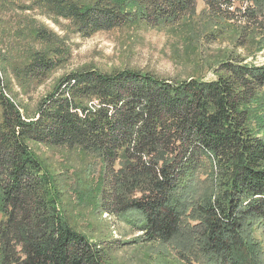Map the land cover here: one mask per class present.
Returning a JSON list of instances; mask_svg holds the SVG:
<instances>
[{"label":"trees","instance_id":"16d2710c","mask_svg":"<svg viewBox=\"0 0 264 264\" xmlns=\"http://www.w3.org/2000/svg\"><path fill=\"white\" fill-rule=\"evenodd\" d=\"M197 1L23 0L19 7L91 37L137 21L178 23ZM203 1L210 19L242 24L264 47V0ZM34 22L20 33L45 47L24 48V63L12 67L27 93L71 55L63 38ZM9 61L0 59V264H111L107 249L71 224L62 176L32 143L100 161V210L141 232L139 240L170 242L200 264H264L254 237L264 236V124L251 110L254 103L257 114L264 110V65L230 58L212 80L84 67L62 75L29 113L7 92Z\"/></svg>","mask_w":264,"mask_h":264},{"label":"rangeland","instance_id":"374dc122","mask_svg":"<svg viewBox=\"0 0 264 264\" xmlns=\"http://www.w3.org/2000/svg\"><path fill=\"white\" fill-rule=\"evenodd\" d=\"M21 1L0 0V59L10 57L4 72L7 92L29 113L34 112L38 100L52 91L62 75L84 67L93 66L107 72L115 68H143L170 79L212 80L219 65L230 58L237 57L245 64L264 65L260 36H247L248 31L242 24L210 19L203 0L197 1L194 14L175 24L137 21L91 37H82L70 29L65 31L67 22L61 21L64 25H59L39 11L23 12L19 7ZM246 6L236 2L238 8ZM33 20L36 26L53 30L63 38L71 55L44 84L27 93L20 87L12 67L24 63V48L45 47L26 33H20L23 26L33 25ZM251 110L257 123L264 124V110L257 114V103L251 105ZM31 147L47 166L61 174L63 200L71 224L106 248L111 264H200L195 259L184 258L170 242L139 240L141 232L132 230L113 215L102 213L98 196L102 165L94 156L78 149L40 143H32ZM254 234L264 245L262 233L255 231Z\"/></svg>","mask_w":264,"mask_h":264}]
</instances>
